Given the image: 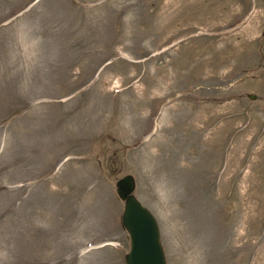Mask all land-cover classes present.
Instances as JSON below:
<instances>
[{
	"label": "rangeland",
	"instance_id": "374dc122",
	"mask_svg": "<svg viewBox=\"0 0 264 264\" xmlns=\"http://www.w3.org/2000/svg\"><path fill=\"white\" fill-rule=\"evenodd\" d=\"M126 173L165 264H264V0H0V264H125Z\"/></svg>",
	"mask_w": 264,
	"mask_h": 264
},
{
	"label": "water",
	"instance_id": "95a60500",
	"mask_svg": "<svg viewBox=\"0 0 264 264\" xmlns=\"http://www.w3.org/2000/svg\"><path fill=\"white\" fill-rule=\"evenodd\" d=\"M248 96L255 98L251 93ZM134 181L133 175L126 173L115 182L116 195L124 201L120 213L121 224L129 237V250L123 255L125 264H146L151 258L154 259L153 264H165L166 256L157 220L150 209L133 194Z\"/></svg>",
	"mask_w": 264,
	"mask_h": 264
},
{
	"label": "bare ground",
	"instance_id": "6f19581e",
	"mask_svg": "<svg viewBox=\"0 0 264 264\" xmlns=\"http://www.w3.org/2000/svg\"><path fill=\"white\" fill-rule=\"evenodd\" d=\"M139 221H141V220H139ZM153 261H154V259L151 258V260H149L148 262H146V264H153Z\"/></svg>",
	"mask_w": 264,
	"mask_h": 264
}]
</instances>
